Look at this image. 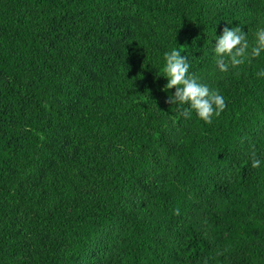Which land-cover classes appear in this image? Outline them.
<instances>
[{
	"label": "trees",
	"instance_id": "1",
	"mask_svg": "<svg viewBox=\"0 0 264 264\" xmlns=\"http://www.w3.org/2000/svg\"><path fill=\"white\" fill-rule=\"evenodd\" d=\"M220 5L0 0V264H84L96 242L119 264H264V52L220 73L226 107L211 123L163 91L165 52L180 48L197 75L225 27L250 44L264 28V0ZM184 119L195 135L169 143L166 125ZM195 199L209 204L175 255L132 210L177 220ZM228 236L257 243L229 251Z\"/></svg>",
	"mask_w": 264,
	"mask_h": 264
},
{
	"label": "clouds",
	"instance_id": "2",
	"mask_svg": "<svg viewBox=\"0 0 264 264\" xmlns=\"http://www.w3.org/2000/svg\"><path fill=\"white\" fill-rule=\"evenodd\" d=\"M215 40L212 50L217 68L222 73L228 72L230 68H238L246 62L251 63L264 52V28L255 31L251 44L248 34L243 33L239 27H225ZM163 60L161 73L167 80L163 91L175 89L174 95L168 97L167 103L176 105L180 116L188 118L195 112L200 120L211 123L214 116L220 115L226 107L223 96L218 90L202 84L196 74L189 73L190 64L187 57L181 56L180 48L165 52ZM257 76L264 77V70L259 71ZM185 105L187 107H184ZM252 157V167H259L261 161L255 158V152Z\"/></svg>",
	"mask_w": 264,
	"mask_h": 264
},
{
	"label": "rangeland",
	"instance_id": "3",
	"mask_svg": "<svg viewBox=\"0 0 264 264\" xmlns=\"http://www.w3.org/2000/svg\"><path fill=\"white\" fill-rule=\"evenodd\" d=\"M228 1L231 3V0H214V4L217 6L226 5ZM220 71L217 68V65L214 62L208 63L205 65L200 72L197 74V76L200 79V82L202 84H206L210 89L214 88V82L215 80L220 76ZM192 126L190 122L186 119L180 121L179 123H173L170 122L166 125V139L169 143H175L178 141L181 137L184 135H190L195 133H191ZM262 132L258 134V136L261 135ZM258 149L256 145L252 142H248L243 147V155L248 154L252 155L253 152L255 154L257 153ZM230 176L229 170L225 172H221L217 175V180H227V178ZM159 178V177H158ZM161 178V176H160ZM193 207L190 212H185L180 218L177 220H174L173 218H170L168 215L161 213L157 208L148 205L145 201L138 200L136 202V205L132 209L136 214L142 217H149V220H153L157 222V232L155 234L156 237L160 240H164L169 243V249L171 248V255H175L177 252V241L179 240V236L182 233L183 228L188 225H200V212L202 209L206 207L209 202L206 199H195L192 201ZM161 222V224H160ZM25 237H23L22 242H24L27 239V236L23 234ZM239 240L243 241V245L246 248H250L254 245H256L257 241H247L244 240L241 237L236 236H228L227 237V250L233 251V249H237V242ZM236 243V244H235ZM168 256V255H167ZM164 257V260L169 258L170 262L168 264H179L178 258L173 257L172 259L170 257ZM84 264H119L116 261V256L113 252V250L110 249H103L101 245H99L98 242L95 243V245L92 247L91 252L89 255H87L84 258Z\"/></svg>",
	"mask_w": 264,
	"mask_h": 264
}]
</instances>
